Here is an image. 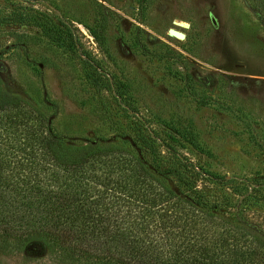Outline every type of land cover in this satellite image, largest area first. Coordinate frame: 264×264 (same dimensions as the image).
I'll use <instances>...</instances> for the list:
<instances>
[{"label": "rangeland", "instance_id": "1", "mask_svg": "<svg viewBox=\"0 0 264 264\" xmlns=\"http://www.w3.org/2000/svg\"><path fill=\"white\" fill-rule=\"evenodd\" d=\"M0 77L62 143L123 144L264 246V0H0ZM24 252L0 264H52Z\"/></svg>", "mask_w": 264, "mask_h": 264}, {"label": "trees", "instance_id": "2", "mask_svg": "<svg viewBox=\"0 0 264 264\" xmlns=\"http://www.w3.org/2000/svg\"><path fill=\"white\" fill-rule=\"evenodd\" d=\"M125 151L62 143L37 103L0 77V253L26 254L32 241L52 264H264V246L245 242L240 225L214 230L204 197Z\"/></svg>", "mask_w": 264, "mask_h": 264}, {"label": "water", "instance_id": "3", "mask_svg": "<svg viewBox=\"0 0 264 264\" xmlns=\"http://www.w3.org/2000/svg\"><path fill=\"white\" fill-rule=\"evenodd\" d=\"M168 33L171 35V36H174L176 38H182L183 37V34L179 31H176L174 29H168Z\"/></svg>", "mask_w": 264, "mask_h": 264}]
</instances>
